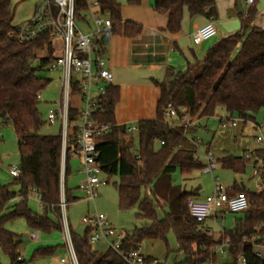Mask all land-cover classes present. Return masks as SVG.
I'll list each match as a JSON object with an SVG mask.
<instances>
[{"label": "trees", "instance_id": "obj_1", "mask_svg": "<svg viewBox=\"0 0 264 264\" xmlns=\"http://www.w3.org/2000/svg\"><path fill=\"white\" fill-rule=\"evenodd\" d=\"M97 1L103 12L109 11L113 35L137 39L144 34L143 24L124 19L119 0ZM257 1L253 0L247 10L239 13L241 28L214 43L202 60L195 57L193 62L188 60L185 71L169 67L163 80L152 79L159 90L156 117L138 121L136 152L125 143L127 129L119 125L116 117L121 86L107 85L106 94L93 114L96 121L111 125L108 133L98 137V163L107 182L118 177L115 186L120 209L137 206V217L147 222L127 233L121 250H138L147 239H162L169 246L167 235L173 232L178 243L174 264H217L221 254L216 249L226 239L230 242L227 255L231 259L224 264H243L241 257L245 258V264H264V253L260 255L256 251L257 246H264V187L250 190L238 183L229 187L230 196L245 192L249 207L234 228L223 229L218 237L209 232L204 223L191 216L187 206L188 199L197 195L196 190H183L172 178L178 169L183 175L202 171L204 163L195 157L196 145H185L190 139L189 129L179 124L170 127L166 115L170 105L179 113L186 107L192 118L199 119L213 116L218 108H223L230 114L227 120L238 117L246 123L255 121V114L264 110V28L253 25L259 13ZM126 2L133 6L142 4V0ZM153 7L167 17L163 31L169 34L182 32L186 13L190 19L199 16L208 21L218 19L216 0H155ZM87 9V0H76V19H85ZM12 20V1L0 0V126L11 124L16 132L21 170L14 181L19 185L18 190L0 184V247L13 264H35L36 258L51 256L58 247H38L32 259L26 261L20 252L22 235L9 230L6 224L23 218L32 230L63 231L60 205L63 166L65 200L68 205L78 200L73 188L68 186V178L72 174L73 155H81L78 128L70 125L77 121L80 109L76 104L69 108L65 151L61 119H58L60 133H41L46 121L39 108L40 98L51 80L39 76L38 71L54 63L55 48L48 32L29 42L19 41ZM40 50H46L48 55L40 56ZM103 52L106 53V48ZM36 59L39 63H35ZM199 68L201 71L196 73ZM72 91L76 96L81 94L78 83L72 85ZM251 152L264 158V148ZM218 162L236 174H243L249 165L256 164L252 158L231 154L218 158ZM262 180L264 185V166ZM148 187L151 196H143V189ZM31 192L39 195L43 212L29 207ZM159 210L164 213L162 218ZM72 238L80 264H126L116 250L107 248L100 252L94 248L89 228L83 235L72 232ZM180 254L184 256L182 262H178Z\"/></svg>", "mask_w": 264, "mask_h": 264}, {"label": "rangeland", "instance_id": "obj_2", "mask_svg": "<svg viewBox=\"0 0 264 264\" xmlns=\"http://www.w3.org/2000/svg\"><path fill=\"white\" fill-rule=\"evenodd\" d=\"M13 8V24L18 26L28 19H30L35 11L36 5L42 0H11ZM93 1V0H91ZM122 4V15L126 17H133L138 22L140 21H153L154 16L158 18L164 17V15L158 14L154 10L155 0H142V4L138 6L129 5L126 0H119ZM243 6H250L247 0H241ZM262 3L264 0H258L257 3ZM261 3L259 5H261ZM236 15H238L239 6L237 1L233 0L232 6ZM86 19H77V24L84 31H88V23L92 24V18L88 13H85ZM261 19V17L259 18ZM88 21V23H87ZM142 23V22H140ZM216 27L219 25L215 23ZM241 23L239 24V26ZM90 26V25H89ZM239 29V28H238ZM226 29L218 30L216 36L209 39L204 45H213L215 42L225 37ZM238 31L237 29L230 34ZM227 33L226 35H230ZM119 35H112V43L107 44L108 52L105 54L106 58H109L113 54L115 49H119L121 69L120 72L124 77V91L129 92V95L125 93L124 103L118 108L119 118L122 117L126 120L127 125L138 124L137 122L141 118L153 119L156 117V96L158 88L153 82V76L147 65L142 67L128 68L127 64V50L124 43L117 44V38ZM53 45L55 48L56 58L63 56V42L62 39L54 38ZM126 42V41H123ZM184 48L189 50V47H194L199 50V45L193 42L192 37H188L182 42ZM207 48L204 52L200 53V58H203L208 51ZM40 56H47L46 50H40L38 52ZM171 66H174L178 70L185 71L187 69L186 57L177 50L171 53ZM201 68L197 69L196 73L200 72ZM38 75L46 77L51 80L49 85L41 93V102L39 104L40 111L43 119L46 121L45 125L41 129L42 134H58L61 131L60 121L56 120L55 123L50 124L48 122V115L51 109H56L60 101L61 88H62V66L58 69H45L38 71ZM159 75V74H158ZM80 74H73V78L77 79ZM72 102L79 106L82 105L79 96L73 95ZM131 106H127L128 104ZM230 114L223 108H218L213 116L208 118L194 117V122L199 121L196 131L192 132L189 129L188 136H194L191 140L187 141L185 145L191 147L196 143L195 140L200 142L198 147L199 153L204 160L205 152L210 145V150L215 153L218 158L223 157L226 154L241 156L244 155L246 150H255L264 148V142L258 140L263 132L264 135V110L255 114V121H248L244 123L238 117H233L232 120H237L238 125L234 126L231 121L223 123L221 117L224 119L229 118ZM258 125L260 128L256 127ZM0 184L11 185L13 190H18L19 185L16 184L15 177L11 174V168L13 166L20 167V153L18 146V138L16 132L11 124H4L0 126ZM139 139V137H138ZM73 172L68 178V186L74 188V193L81 199L70 203L67 207V216L70 228L73 233L83 235L86 230V226L83 222V217L88 213L95 210L104 213L109 221L118 229L124 230L127 233H132L136 227H142L147 222L145 219L138 218V207L135 206L129 210H122L119 207V193L115 186V182L118 181V177H113L109 182L99 187V194L96 197L95 202L90 200L86 201L85 194L78 188L80 183L79 177H76V170L80 164L79 159H73L71 161ZM253 165H249L247 170L243 174H236L235 172L225 169L221 164H218L213 173H206L204 171H195L190 175H183L178 169L173 173V180L176 185L182 187L183 190L191 191L192 188L199 187V195H208L214 192V177H219L220 184L224 187L233 185L234 181H244L245 187L250 190H257L256 178L254 177ZM75 174V175H74ZM105 180V176H102ZM242 185V184H241ZM143 196H151L150 187L143 189ZM29 207L38 213L43 212L42 203L40 197L35 192H31L29 196ZM10 210V209H9ZM159 216L162 218L164 213L159 210ZM243 216V212H230L227 211L221 218H212L207 221V224L211 226L213 234L218 237L223 229L234 228L237 219ZM6 227L22 235V245L20 252L22 257L29 261L32 259L34 251L38 247L53 246L58 247L56 252L51 256L38 257L35 260V264H60L62 258L68 257V249L64 238V231L54 230L51 233H42L36 230H32L27 225L25 219L18 218L6 224ZM32 233H38L39 239H33ZM168 245L162 239H147L140 245L142 253L147 257L167 259V264H174L176 259V252L178 250V243L176 235L170 232L167 235ZM169 247V249H168ZM94 248L105 251L108 246L105 243L94 245ZM262 251L264 253V246L256 247V251ZM228 255H219L217 264H224L230 261ZM184 256L180 254L178 256V262H182ZM0 261L2 264H13L10 257L0 247ZM244 264V263H243Z\"/></svg>", "mask_w": 264, "mask_h": 264}, {"label": "built area", "instance_id": "obj_3", "mask_svg": "<svg viewBox=\"0 0 264 264\" xmlns=\"http://www.w3.org/2000/svg\"><path fill=\"white\" fill-rule=\"evenodd\" d=\"M88 11L92 18L91 30L84 31L77 24L75 16L76 0H42L39 2L30 19L17 26V38L22 42L35 40L40 34L48 32L52 40L61 38L63 42V56L56 58L50 69H58L62 66V88L60 101L56 109H51L48 115V122L55 123L61 119L63 123V145L64 151L67 145V136L69 128V108L74 103L72 102V85L79 84L81 94L78 95L82 105L79 107L80 112L76 122L70 124L77 126V144L80 148L83 161L82 172L85 174V179L80 183L79 189L83 191L88 200L95 202L99 194V187L107 181L104 176L101 166L98 163L100 152L98 150V137L109 132L111 125L98 122L94 119V112L100 106L102 98L106 94L107 85L115 80L114 73L111 71L105 59L103 49L107 44H110L112 38V22L109 18V11L104 12L100 9L97 0H87ZM249 4L253 0H248ZM218 33V28L215 21H207L204 25L199 26L192 34V39L195 44H201ZM151 35H156V31L152 30ZM39 63V59L35 60ZM78 73L80 77L73 78V74ZM77 105V104H76ZM167 122L170 127L176 124L185 126L190 129L195 122L191 119L189 109L181 108V113L169 106L166 111ZM228 119V118H227ZM222 118L223 123L230 122L233 125L237 124V120H227ZM128 132H138V125L132 124L127 127ZM258 140L264 142V135L261 131ZM196 153L195 157L204 163L202 171L213 173L216 169L218 157L211 150H207L204 155V160L199 153L198 147L200 142L195 139ZM246 158H252L256 161L253 166L254 177L256 178L257 190H262V169L264 166V158L256 156L252 152L244 154ZM139 158V155H137ZM11 174L18 177L21 174L20 167L13 166ZM219 177H214V192L205 197H190L187 202L188 209L192 217L199 223H204L209 218H221L227 211L243 212L249 207V200L245 192L237 193L230 196L226 187L220 184ZM61 210L64 238L68 249V257L62 258L60 264H80L72 238V230L69 225L67 216L68 204L65 200L64 193V166L62 170V197ZM83 222L86 228L90 229V243L92 245L105 243L108 248H112L123 256L126 264H167V259L149 258L145 256L141 248L125 252L121 250L122 243L127 236L124 230H118L109 222L107 216L97 210L88 213L83 217ZM33 239H38L39 234L33 233ZM252 239H255L254 237ZM230 246L229 239H226L216 251L221 255H227L228 247ZM262 255V253H260ZM245 264V258L241 257Z\"/></svg>", "mask_w": 264, "mask_h": 264}, {"label": "crops", "instance_id": "obj_4", "mask_svg": "<svg viewBox=\"0 0 264 264\" xmlns=\"http://www.w3.org/2000/svg\"><path fill=\"white\" fill-rule=\"evenodd\" d=\"M216 2H217V7H218V19L215 20V23L219 24L217 26L219 31L221 29L223 30L224 28L226 29V31H225L226 33H222L223 35L225 34V37H226V36H228V35H226L227 33L230 34V32H233L236 29L239 30L241 28V25L239 26V24L241 23V19L239 16L240 11H238V15L235 14V12L232 8L233 0H216ZM247 2H248V0H247ZM260 3H256V6L258 8L259 13H258L253 25L257 26V27L264 28V2H262L261 5H259ZM249 5H251V4H249ZM237 6H238V1H237ZM242 6H243V4H242ZM248 7L249 6H247V7L243 6V10L244 11L247 10ZM88 12L89 11L87 10L85 13H88ZM123 17L125 20H132V21L138 22L136 19H132L133 17L130 18V17H126L125 15ZM154 17H155V20H153V21H147V22L146 21H140V22H142L141 24L144 25V34L141 37H139L137 39H129V38H126L124 36H120L119 38H117V44H119L121 42V44L124 43L126 46V50L128 53L126 65L128 66V68H130L131 66L138 68V67H142V66L147 65L149 67V70L152 72L151 74L154 75L153 79L163 80L166 76V71L169 67H173L175 70H178L174 66H171L169 63V61H171L170 55L172 52L179 50L186 57L187 62H188V60L193 62L195 60V57H197L198 60H202L203 58H200L199 54L204 52L207 48H210L212 46V45L210 46V44L204 45L208 40L201 43V44H196V45H199V47H200L199 50L195 49L194 47H189V50H188L187 48H184L182 45V42L185 39H187L188 37H192V34L196 30V28L204 25L208 21L205 17L199 16V17H196L194 19H190L189 14L186 13L184 21H183V30L180 34H169L165 31H163V29L165 28L166 23H167V17L166 16H164L162 18H158L157 16H154ZM260 17H261V19H259ZM85 19H86V17H85ZM140 22H138V23H140ZM87 23H88V21H87ZM88 24H90V23H88ZM88 28H89V30H91L89 25H88ZM152 30L156 31V35H154V36L151 35ZM222 38H224V37H222ZM123 41H126V42H123ZM111 43H112V38L110 40V44ZM115 50L116 51H114L113 54H111V56L109 58H106L105 54L108 52V49L106 47V53L104 54V56H105V59L107 60V64H108L109 68L114 73L115 80L113 83L119 84L121 86V100L116 107V117H117V121H118L119 125L125 126L127 129L128 125H127L126 120L123 117H122V119H121V117L119 118V115H118V108L121 105H123V103L125 101L124 96H125V93H127V92L124 91V88H123L124 77L122 76V74L120 72L122 64L119 61L120 60L119 49H115ZM129 65H131V66H129ZM128 95H129V92L127 93L126 96H128ZM158 98H159V90L157 92L156 102H157ZM77 106H79V105H77ZM127 106L129 107V106H131V104L129 103ZM155 112H156V110H155ZM222 118L223 117H221V119ZM141 119H146V118H141ZM199 121L200 120L195 122V124L191 127L192 132L196 131V128H197V125L199 124ZM237 125H238V121H237V124L234 126H237ZM256 127L260 128V130H261V127H259L258 125H256ZM138 137H139V132H128V135H127L126 140H125V143L130 145L131 150L135 151V152L138 151V148H139ZM193 137H194L193 135L190 136L189 140H191ZM193 140H195V139H193ZM193 144H194V146L196 145V143H193ZM159 145H160V143L157 142V146H159ZM207 146H208L207 150H210L209 149L210 145H207ZM196 149H197V146H196ZM251 151H253V150H246V152H251ZM73 159H79L80 160V164L76 170V177H79V180L81 183L85 179V174L82 172V169H83L82 157L80 154H74L72 160ZM72 172H73V167H72ZM80 183H79V185H80ZM234 183L240 184L236 180L234 181ZM234 183H233V185H234ZM241 184L243 186H245L244 181H241ZM79 185H78V188H79ZM233 185H231V186H233ZM231 186H228L226 188H229ZM73 190H74V188H73ZM193 190H196L197 195L195 197H198V198H205V197L210 195V194L199 195V187H196V189L192 188L191 191H193ZM74 195H75V193H74ZM76 197H78V196H76ZM80 199L81 198L78 197V200H80ZM85 199H86V201H90L86 197H85ZM209 219H212V218H209ZM208 220H206L203 225L206 227V229L209 230V232L213 233L211 231L212 230L211 226H209L207 224ZM259 252L263 253L261 250Z\"/></svg>", "mask_w": 264, "mask_h": 264}, {"label": "water", "instance_id": "obj_5", "mask_svg": "<svg viewBox=\"0 0 264 264\" xmlns=\"http://www.w3.org/2000/svg\"><path fill=\"white\" fill-rule=\"evenodd\" d=\"M238 5H239V11L242 13L244 11L243 6H242V2L239 1Z\"/></svg>", "mask_w": 264, "mask_h": 264}]
</instances>
